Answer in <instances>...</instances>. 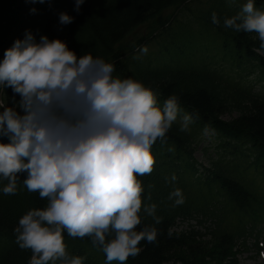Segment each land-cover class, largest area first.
Wrapping results in <instances>:
<instances>
[{
  "label": "trees",
  "instance_id": "obj_1",
  "mask_svg": "<svg viewBox=\"0 0 264 264\" xmlns=\"http://www.w3.org/2000/svg\"><path fill=\"white\" fill-rule=\"evenodd\" d=\"M245 2L84 0L77 13L74 0H51L50 6L47 0L34 5L27 0H0V59L14 40L23 39L27 29L37 40L46 35L50 40L65 41L78 57L88 52L114 61V76L142 82L161 104L175 95L182 109L178 118L184 113L193 115L189 131L173 123L165 138L154 142L151 154L163 148L166 161L153 166L150 174L137 177L144 187L142 207L156 204L155 214L161 223L154 224L151 216L141 212L138 229L154 225L157 240H142V250L126 264H239V256L248 251V238L264 233V188L260 184L264 185V49H260L255 32H236L223 25V18L235 15ZM255 6L264 11V0H256ZM33 7L35 14L29 12ZM167 10L172 13L164 17ZM213 11L221 20L218 25L211 21ZM60 12L74 17L72 23L60 25ZM181 18L200 25L202 33L192 37L188 27L179 22ZM145 25L150 27L147 35L128 42L134 31ZM168 33V45L177 51L175 57L166 60L163 51L155 62L139 57L149 45L166 42ZM186 42L189 51L175 47ZM195 45L203 55L194 53ZM5 93L13 96L10 88ZM233 113L237 115L233 119H222ZM205 131L212 132L218 143L213 162L199 171L192 146L198 133ZM7 142L0 137V143ZM173 174L174 182L170 179ZM175 188L182 191V204L168 198ZM46 203V198L28 192L22 184L14 195L0 193V264H28L31 250L19 248L13 229L29 209L43 208ZM178 217L194 219L199 225L202 218L211 224H203L204 232L194 228L174 232L171 228ZM63 235L69 255L85 257L84 264L102 263L96 254L99 248L93 247L89 237ZM258 241L256 238V251L260 250Z\"/></svg>",
  "mask_w": 264,
  "mask_h": 264
},
{
  "label": "clouds",
  "instance_id": "obj_2",
  "mask_svg": "<svg viewBox=\"0 0 264 264\" xmlns=\"http://www.w3.org/2000/svg\"><path fill=\"white\" fill-rule=\"evenodd\" d=\"M83 3L74 0L73 10L79 13ZM255 3L246 0L235 15L223 18V25L255 32L264 49V11ZM73 19L58 14L62 26ZM211 21L221 22L215 11ZM115 70L114 61L88 52L78 57L65 41L46 35L37 40L27 29L23 39L4 50L0 137L8 142L0 143V193L14 195L22 184L47 200L45 207L23 214L13 229L19 248L31 250L28 264H84L85 257L66 251L64 233L89 237L105 254V264H126L142 250V240H157L154 225L138 229L141 212L154 224L161 218L156 204L142 207L144 187L137 177L152 172L151 147L165 138L182 109L177 96L170 95L161 106L152 89L131 77L114 76ZM8 88L12 97L5 93ZM181 120V130H187L193 115L184 113ZM170 179L174 182L175 174ZM168 198L177 205L184 202L179 188Z\"/></svg>",
  "mask_w": 264,
  "mask_h": 264
},
{
  "label": "rangeland",
  "instance_id": "obj_3",
  "mask_svg": "<svg viewBox=\"0 0 264 264\" xmlns=\"http://www.w3.org/2000/svg\"><path fill=\"white\" fill-rule=\"evenodd\" d=\"M171 13H172L171 10H167L163 13L164 14L163 16L168 17L170 16ZM179 22H183L188 27L187 33H189L192 37H194L195 35L198 36L200 33H202L201 26L196 23H193V22L189 23L188 20L182 19V18L179 19ZM149 29L150 27L148 25H145L143 27L136 29L134 33L130 36L128 42L132 43L136 39L140 38L143 34L147 35ZM168 35L169 36L167 38L164 37L166 42L160 41V44H161L160 46L156 45L155 43L153 45L148 46L147 50L140 55V58L143 59L144 61H150L149 63L155 62L156 59L159 57L161 51L167 54L166 60L170 59V55L172 57H175L177 51L172 50V48H170V45H168V43H170V33H168ZM166 46L168 48L167 51H165ZM175 47L176 48L182 47V49L186 51L190 50L189 42H186L183 46L176 44ZM193 51L197 56L203 55V50L196 45L193 46ZM158 103L161 105L159 100H158ZM235 116H237L235 113H233L230 116L224 115L222 119L224 121H229L233 119V117ZM196 140L198 141L194 146L195 151L193 154V159L198 166L207 167L210 160H212V158L215 157V152H216L215 146L217 145L218 141L214 139V137L212 136L210 132H205L199 135ZM166 151L168 150H165L164 152ZM162 153H163V148H161L158 152L152 153V155L154 156L155 162L157 161V163H154L155 165H157L158 163L159 164L164 163V161L166 160L164 159V157H161ZM166 165H169V164H166ZM96 254H97L98 259L102 260L101 264H105V254L100 250H98ZM244 257H246V258H243L244 264H264V254L263 253L262 255L259 256V255H256L254 251H252L249 254V256H244ZM247 257H250V258H247ZM111 264H118V262L112 261Z\"/></svg>",
  "mask_w": 264,
  "mask_h": 264
}]
</instances>
